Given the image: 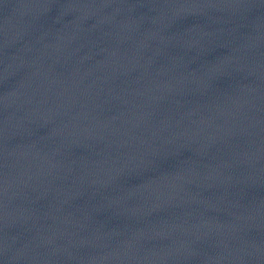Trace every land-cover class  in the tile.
Returning <instances> with one entry per match:
<instances>
[{
	"label": "water",
	"instance_id": "obj_1",
	"mask_svg": "<svg viewBox=\"0 0 264 264\" xmlns=\"http://www.w3.org/2000/svg\"><path fill=\"white\" fill-rule=\"evenodd\" d=\"M0 264H264V0H0Z\"/></svg>",
	"mask_w": 264,
	"mask_h": 264
}]
</instances>
